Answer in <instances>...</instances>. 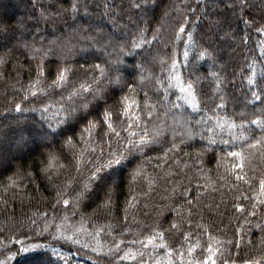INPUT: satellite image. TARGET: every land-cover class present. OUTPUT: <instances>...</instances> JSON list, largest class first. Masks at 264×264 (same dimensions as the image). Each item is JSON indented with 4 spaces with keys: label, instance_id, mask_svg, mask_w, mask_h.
<instances>
[{
    "label": "trees",
    "instance_id": "obj_1",
    "mask_svg": "<svg viewBox=\"0 0 264 264\" xmlns=\"http://www.w3.org/2000/svg\"><path fill=\"white\" fill-rule=\"evenodd\" d=\"M261 179L264 0H0V264H264Z\"/></svg>",
    "mask_w": 264,
    "mask_h": 264
},
{
    "label": "snow or ice",
    "instance_id": "obj_2",
    "mask_svg": "<svg viewBox=\"0 0 264 264\" xmlns=\"http://www.w3.org/2000/svg\"><path fill=\"white\" fill-rule=\"evenodd\" d=\"M73 7H76L75 5H73ZM259 30V29H258ZM181 31H183V29H181ZM96 67L97 68H99L100 66L99 65H96ZM43 71V69H41V72ZM64 70H60V75H59V79H63L64 77H63V74H62V72H63ZM192 87V85H189V88H191ZM19 105H17V109H19ZM108 114L106 113V116H107ZM252 123L253 124H256V123H258V120H253L252 121ZM108 127L109 128H112V125H111V123H109L108 124ZM231 155H233V156H240L241 154L240 153H237V152H233V153H230ZM115 163L116 164H119L120 163V160H116L115 161ZM111 165H109V167H110ZM259 183H260V187H261V189L262 190H264V179H261L260 181H259ZM110 199H111V197L109 196L108 197V202H110ZM69 203V201L68 200H64V204L65 205H67ZM189 203H191L190 201H189ZM172 227L173 228H176L177 227V225H175V224H173L172 225ZM160 235V238L162 239L163 238V233H160L159 234ZM148 243L149 244H151L152 243V238L151 237H149V239H148ZM43 245H40V244H36V245H32L31 247H23L22 249H21V251H23V252H29V251H32L33 249L34 250H36V252H41V250L43 249ZM190 251H191V249H190ZM208 251L209 252H211L212 251V249H211V247L209 246V248H208ZM38 264H44V260L43 259H40L39 261H38ZM197 264H200V262H197ZM202 264H209V261H208V259L207 258H205L204 260H203V262H202ZM211 264H215V260L213 259L212 261H211Z\"/></svg>",
    "mask_w": 264,
    "mask_h": 264
},
{
    "label": "rangeland",
    "instance_id": "obj_3",
    "mask_svg": "<svg viewBox=\"0 0 264 264\" xmlns=\"http://www.w3.org/2000/svg\"><path fill=\"white\" fill-rule=\"evenodd\" d=\"M39 140L41 139L40 137H38ZM40 142H44V138L42 140H40ZM24 146V145H22ZM19 155L20 152H16V155ZM51 231L49 234L54 237H68V236H74L76 234H82L83 231L85 232V228L84 226H75L72 225L70 222H66V221H58V222H54L53 226L51 228ZM49 232V231H48Z\"/></svg>",
    "mask_w": 264,
    "mask_h": 264
}]
</instances>
